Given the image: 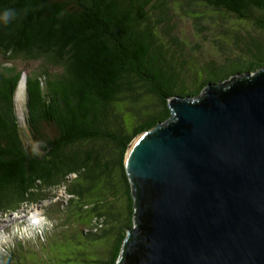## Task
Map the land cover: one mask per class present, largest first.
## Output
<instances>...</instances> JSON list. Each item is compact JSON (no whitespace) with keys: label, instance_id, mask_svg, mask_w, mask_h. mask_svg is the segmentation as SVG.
Returning a JSON list of instances; mask_svg holds the SVG:
<instances>
[{"label":"trees","instance_id":"1","mask_svg":"<svg viewBox=\"0 0 264 264\" xmlns=\"http://www.w3.org/2000/svg\"><path fill=\"white\" fill-rule=\"evenodd\" d=\"M176 5L264 30V0H0V16L15 13L8 23L0 20V55L58 70L27 77L25 121L42 142L38 153L25 143L17 115L23 72L0 67V215L64 188L77 209L109 225L101 235L91 232L93 240L112 236L108 261L98 264L121 263L129 231L138 226L126 169L131 144L170 120L172 97L198 98L209 84L264 69V44L239 31H223L234 40L220 42L224 63H190L173 36ZM230 66L237 70L226 72ZM89 197L97 198L85 202ZM1 256L2 264H13Z\"/></svg>","mask_w":264,"mask_h":264},{"label":"water","instance_id":"2","mask_svg":"<svg viewBox=\"0 0 264 264\" xmlns=\"http://www.w3.org/2000/svg\"><path fill=\"white\" fill-rule=\"evenodd\" d=\"M169 105L126 156L138 226L120 264H264V69Z\"/></svg>","mask_w":264,"mask_h":264},{"label":"rangeland","instance_id":"3","mask_svg":"<svg viewBox=\"0 0 264 264\" xmlns=\"http://www.w3.org/2000/svg\"><path fill=\"white\" fill-rule=\"evenodd\" d=\"M196 10L195 5L183 9L176 5L171 23L175 28L173 36L184 43L183 51L187 60L198 68L202 69L210 62L224 63L226 54L221 50L220 42L226 40L229 44L234 40L232 35L226 36L223 31H228L230 34L239 31L264 44V30L256 28L251 22L234 17H221L213 13L197 14ZM198 16H202V19L197 20ZM237 53L240 51L236 50ZM192 64L188 65V69L195 68ZM0 67L23 72V77L58 71L49 68L41 61L17 59L9 62L2 55H0ZM225 70L231 73L237 68L230 66ZM189 75L191 74L186 73V77ZM17 94L16 109L23 139L27 145L41 153L42 142L35 137L25 121L27 97L19 98ZM45 133L52 135L54 132L47 128ZM96 198L89 197L84 201L90 202ZM70 199L66 190L62 188L52 194L49 200L25 206L14 214L0 215L1 258L5 256L12 258L13 264H98L100 258L108 261L106 254L110 248L108 240L112 236L93 240L92 233L101 235L103 229L108 228L109 225L104 220L94 221L92 217L95 213L84 209L80 211L76 208V203ZM108 200L111 203L115 201L112 196H108ZM34 219L36 222H33Z\"/></svg>","mask_w":264,"mask_h":264},{"label":"bare ground","instance_id":"4","mask_svg":"<svg viewBox=\"0 0 264 264\" xmlns=\"http://www.w3.org/2000/svg\"><path fill=\"white\" fill-rule=\"evenodd\" d=\"M26 81H27V77L24 76L23 79L21 80V83L19 85L18 92H17L18 93L17 95H18L19 98H24L26 96L25 95Z\"/></svg>","mask_w":264,"mask_h":264},{"label":"clouds","instance_id":"5","mask_svg":"<svg viewBox=\"0 0 264 264\" xmlns=\"http://www.w3.org/2000/svg\"><path fill=\"white\" fill-rule=\"evenodd\" d=\"M14 16H15V13L13 10H5L3 12V15L0 16V20H2L4 23H8L9 20L12 19ZM13 213H15V212H13ZM0 264H2V262H0Z\"/></svg>","mask_w":264,"mask_h":264}]
</instances>
